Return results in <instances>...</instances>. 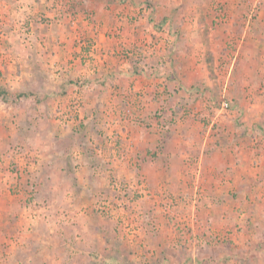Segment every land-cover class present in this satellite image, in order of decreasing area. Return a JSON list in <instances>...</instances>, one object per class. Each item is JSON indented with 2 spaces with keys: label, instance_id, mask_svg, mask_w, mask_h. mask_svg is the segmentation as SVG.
<instances>
[{
  "label": "rangeland",
  "instance_id": "374dc122",
  "mask_svg": "<svg viewBox=\"0 0 264 264\" xmlns=\"http://www.w3.org/2000/svg\"><path fill=\"white\" fill-rule=\"evenodd\" d=\"M128 7L137 17L147 13V19H156L157 24L165 21L163 25L173 28L174 33L169 35L175 36V42L182 46L181 57L187 59L185 69L195 70L188 65L189 57L203 62L202 66H197L202 68L198 72L200 77L186 71L182 80H171L169 85L166 81L155 80L160 77L151 72L155 68L166 74L173 67L170 64L162 67L159 57L164 54L160 46H156L160 39L139 36L133 44L145 51L135 50L134 61L140 68L135 74L150 79L140 83H150V88L154 89L148 101L162 103L146 114L139 93L131 92L134 86L140 85L135 81L130 84L117 81L115 89L122 90L118 96L112 93L111 97L99 98L109 112L93 113L94 120H101L103 127L86 125L83 128L79 123L82 108L96 104V99L83 95L93 85L81 82L80 77L81 65L94 60L92 46L98 38L94 29L103 12H124ZM127 19L131 21L129 16ZM101 24L107 25L102 18ZM117 31H120L119 26ZM119 33L114 35L120 37ZM263 44L264 0H0V91L4 93L0 96V185L4 184V174L13 171L25 190L14 200L30 204L34 217L42 215L54 221L58 218L60 222L56 224L72 214L77 224L68 228L70 234L77 233V225L86 226L87 233L97 225L104 228L106 235L118 238L115 246L126 254L125 258L120 257L124 264H241L242 258H235L228 251L234 244L233 231L225 230V234L206 240L198 225L199 212L192 206L195 186L200 188L198 192L210 182L231 186L230 176L222 174L224 177L213 178L200 168L204 164L213 166L219 158L212 161L211 156L208 161L200 162L191 154L193 148L189 140L180 146L171 137L168 144L165 140L164 144L146 147L137 126L150 125L153 120L163 125L210 123L213 131L226 119L229 122L226 125L237 129L230 133L237 136L238 131L243 130L244 140L252 139L248 148L250 151L256 149L258 161L254 162H264ZM60 52L64 59L54 60L52 54ZM62 75L67 86L59 90L56 81L59 82ZM36 77L50 80L52 87L47 88L40 81V88L49 89L51 95L57 97L52 100L57 104V111L50 117L59 120L58 128H51L49 123L50 127L46 128L41 114L36 117L25 114L26 118L24 111L20 112L26 109L32 101L29 97L38 88ZM62 92L65 99L54 95ZM254 119L257 120L253 122ZM22 120L37 122L29 138L32 146L40 147L41 155L50 150V146H45L53 143L50 135L66 138L77 158L74 172L85 174L88 171L87 159L79 157L83 153L81 146L94 154L95 160L87 163V167H92L98 175L96 187H90L96 183V178L84 175L87 188L77 193H66L62 186L53 187L54 191H39L37 187L29 191L28 183L44 169L43 160H48L50 154L46 152L47 157L46 154L39 157L38 151L32 155L31 151L26 152L31 155L27 166L25 161L18 160L16 155L25 150L14 125L19 132L23 131ZM252 123L256 126L251 129ZM163 130L162 139H168L172 129ZM160 132L163 131L160 129ZM240 135L242 137V132ZM78 141L83 144L77 145ZM62 147L58 142L56 152L60 153ZM159 152L161 155L157 156ZM176 154L179 157H174ZM233 162L238 165L242 161L237 157ZM64 164L63 161L54 166V176L61 173ZM56 180L59 185L61 179ZM67 201L69 208H62ZM39 204L47 209H37ZM225 250L229 263H222L227 261L223 257ZM128 253L136 256L129 257Z\"/></svg>",
  "mask_w": 264,
  "mask_h": 264
},
{
  "label": "crops",
  "instance_id": "0c3cea01",
  "mask_svg": "<svg viewBox=\"0 0 264 264\" xmlns=\"http://www.w3.org/2000/svg\"><path fill=\"white\" fill-rule=\"evenodd\" d=\"M106 12L101 14V18L103 23L105 22L107 25L101 24L100 18V20L97 21V27L94 29L97 32L96 37H98L96 38V43L92 46L91 54L94 60H92L91 63L86 62L81 65V82H88L89 86L90 84L93 85V88L85 90L83 95L88 99L90 97L96 99V104H92L89 107L86 106L81 110L82 119L79 123L83 128H85L86 125H91L92 128L95 127L98 129L103 127L101 120H94L93 113L101 112L102 114L104 111H107V107L99 102V98L101 96L106 97L107 95L111 97L112 93L118 96V92L122 90L115 89V84L118 83L117 81L122 80L129 84L131 81H135V84L140 85L142 81L150 80L135 74V72L140 71V68L136 66V62L134 61L137 56L135 50L139 49L145 51L143 48H139V46H137V48L134 46L135 44L133 43L137 42V37H143V35L146 37L150 35V38H154L155 40L160 39V44H156V46H160L162 54H164L162 58L159 57L162 67L164 65L165 68L167 64L173 67L172 70H169L166 74L165 72H158L157 68H155V70L151 72H155V74L158 73L160 76L158 78L156 77L155 80H163L168 83L176 79V81L179 82L187 71L185 69L187 59L183 56L181 57L182 46L179 42H175V36L169 35L170 33H174L173 28L165 26L163 23L161 25L157 24L156 19H147L148 17L146 15H149L147 13L137 17L135 15L137 13H134L133 9L129 7L126 8L124 12L122 10H114V12L112 10L108 12L107 10ZM148 13H150V11H148ZM133 15H135V18ZM128 16L131 21H128ZM118 26L120 27V33L117 31ZM112 29L113 31H111ZM106 32L108 35H106ZM115 33H119L121 36L116 37L114 35ZM167 34L169 36H166ZM160 35L164 36L159 37ZM147 39L149 40V38ZM255 45L256 47L258 46V44H254V46ZM121 48L124 49L123 54H120ZM52 56L54 60L64 59L61 52L52 54ZM193 59L194 60L189 57L188 65L190 64L189 66H192L195 70L191 71V69H188V71L190 74L193 73L191 75L200 77V73L198 72L202 71V68L199 69L197 66H202L203 62L199 63L196 58ZM181 60H183V62H181ZM59 79V82L56 81L60 86H58V89L63 90V86L64 88L67 86L66 80H63V75L60 76ZM35 81L38 83V88H36L34 94L29 97L32 101L29 102L26 109H20V112L24 111V115L30 114L33 115V117H36L37 114H41V119L44 120L46 128L50 127L49 124L52 126L51 128H58L59 125L57 121L59 120L55 118L51 119L50 117L53 112L57 111V104L52 102L53 98L56 99L57 97H53L49 89L43 90V88H40V81L45 87H52L49 83L50 80L47 78L40 80L36 77ZM143 84L145 85L142 87ZM142 85L138 86V88L134 86L131 92L139 93L142 99V107H145H143V112L148 114L152 109L158 108L162 102L153 103L148 101V98L152 97L154 89H152V87L150 88V83L147 84L146 82L142 83ZM129 90L130 89H128V91ZM41 93L43 95H41ZM54 95L58 96L59 99L66 98L65 94V97L63 96V92ZM158 99L160 100V97ZM109 107L112 106L110 105ZM117 108L115 107V109ZM14 109L18 108L15 107ZM165 112L166 110L163 111V113ZM24 117L27 118V115ZM257 119L252 121L255 122ZM47 123H49L48 126ZM151 123V126L144 125L145 127L142 125H135L140 129V135L146 147L164 144L165 140L168 144L171 137V140L179 142L180 146H183V143L189 140L193 148L192 151L191 149L189 151H191L195 159L197 158L196 160L200 162H204L205 160L208 161L211 156L212 161L213 158H219L217 163L212 164L213 166H206L204 164L203 167L200 168H202L205 175H211L213 178L214 176L224 177L223 175H228L232 178V184L228 186L227 184H218V182L215 184L210 182L201 189V192H198L200 188L195 186V192L193 194L195 199H191L192 206H195L200 215L198 218V225L202 227V231H199L204 234V238L207 240L215 237L214 235H220V233L225 234V230H232L234 244L229 246L228 251L236 256L235 258H242L240 260L241 264H264V162L259 161L260 164L254 162L257 160V158H255L256 149L250 151L251 148H248L252 139L250 141H245L243 130H241L242 137L239 131L237 136L234 132L230 133V130L237 131V129L233 126L231 129L226 125L229 123L226 119L218 124L219 126L221 125V127L217 126V128L219 127V132H217V128L212 131L210 123L206 125L204 123L193 124V122H179L171 125H163L162 123L155 122V120ZM36 124L37 122L31 120H22L21 126L23 127V131L21 132H19L18 127L14 125L16 132L18 134L20 133V143L24 146L25 150L16 155V157L18 156V160L22 163L25 161V166H27V161L30 160L29 157L32 155V152L35 153L38 151L39 157L44 156L46 152L50 154L48 160H43L44 164L42 167H44V169L33 176L34 181L28 183V185H30L28 186V190L30 191V189L32 190L37 187L39 191H54L53 187L58 188L62 186L63 191L66 193H77V191L79 192L84 187L87 188V183L85 184L84 182V175H91L96 178V183L90 186L91 188H95L99 181L97 180L98 175L92 170V167H87V163L95 160L94 154H91L88 152L87 148L85 149L81 146V144H83L82 141H78L76 144L81 146L80 151L83 152L79 154V157L87 159L85 166L88 168V171L85 172V174L78 171L74 172L76 164L74 161L77 158L73 156L74 154L71 151L72 147L66 138L62 139L58 134H54V137L50 135L53 143L45 144L46 148L50 146V150H47L41 155L40 147H37L36 144L32 146L29 138L30 130L35 129ZM109 124L110 123H108V125ZM164 126L165 128L172 129L168 139H162L163 133L165 132L163 130L165 129ZM254 126L256 125L252 123L249 128ZM160 129L163 132H160ZM244 129L246 128L244 127ZM26 137L28 138L27 140ZM58 142L59 145L63 146L60 148V153L56 152L58 151L56 148ZM30 151L31 155L26 153ZM159 154L160 152L157 153V156H159ZM47 156L46 154V157ZM174 157L179 156L176 154ZM237 157L242 162L235 165L236 163H234L233 160ZM98 159H100V156ZM37 160L41 162L42 159ZM63 161L65 164L60 168L61 173L54 176V166L58 165V162ZM231 161L232 163H230ZM31 165H34V163H30V166ZM227 165L230 167H227ZM21 173L22 170L20 171V174ZM58 176L61 179L59 185V181L56 180L59 179ZM3 179L4 184L0 185V247L2 248L0 253V264H124L123 261L120 260V257L125 258L126 254L115 246L119 241L116 236L113 234L110 235L109 233L106 235V230L99 225L93 227L91 229L92 231L88 232L89 234L85 232L87 229L86 226L81 228L77 225L76 227L79 229L76 228L77 233L70 234L68 228L77 224V218L72 214L67 216L70 220L64 219L61 223L57 224V221L60 222L58 218L54 221L51 217L45 219L42 215L34 217V210L30 204H22L20 199L14 200L20 193L23 194L25 192L24 186L21 184L22 182H17L19 178L13 174V171L9 170V172L4 174ZM8 179H10V182H7ZM220 180L222 181V178ZM12 181H15L14 185L11 184ZM38 181L40 182L37 183ZM225 182H227V179L224 180V183ZM103 184L105 185L106 182ZM27 192L28 191H26V193ZM36 195H38V193ZM36 199L39 198L37 197ZM69 205V201H67L62 208H69ZM37 207V209L40 210L47 209L44 204H39ZM22 210L24 212H22ZM71 222H73L72 224L74 225H72ZM54 226L60 227L57 229ZM128 255L133 258L136 256V254L131 253H128ZM101 256H103L102 259L100 258ZM228 256L225 250L223 257L224 260L226 259L227 261H222V263H229ZM243 257H247L248 259L245 261Z\"/></svg>",
  "mask_w": 264,
  "mask_h": 264
},
{
  "label": "trees",
  "instance_id": "16d2710c",
  "mask_svg": "<svg viewBox=\"0 0 264 264\" xmlns=\"http://www.w3.org/2000/svg\"><path fill=\"white\" fill-rule=\"evenodd\" d=\"M164 22H165V21H163V22H161V23H159V24L161 25V24L164 23ZM2 91H3V90H2ZM3 94H4V93L0 91V96H3Z\"/></svg>",
  "mask_w": 264,
  "mask_h": 264
}]
</instances>
